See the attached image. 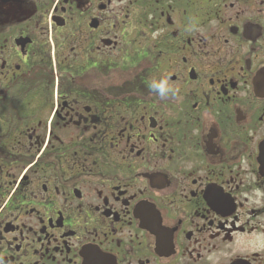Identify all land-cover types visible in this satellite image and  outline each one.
Returning <instances> with one entry per match:
<instances>
[{
	"label": "flooded vegetation",
	"instance_id": "flooded-vegetation-1",
	"mask_svg": "<svg viewBox=\"0 0 264 264\" xmlns=\"http://www.w3.org/2000/svg\"><path fill=\"white\" fill-rule=\"evenodd\" d=\"M262 150L264 0H0L2 264H264Z\"/></svg>",
	"mask_w": 264,
	"mask_h": 264
},
{
	"label": "clouds",
	"instance_id": "clouds-1",
	"mask_svg": "<svg viewBox=\"0 0 264 264\" xmlns=\"http://www.w3.org/2000/svg\"><path fill=\"white\" fill-rule=\"evenodd\" d=\"M146 83L148 91L160 100H175L179 96V89L171 85L167 77L160 80L152 79ZM0 264H2V260H0Z\"/></svg>",
	"mask_w": 264,
	"mask_h": 264
}]
</instances>
